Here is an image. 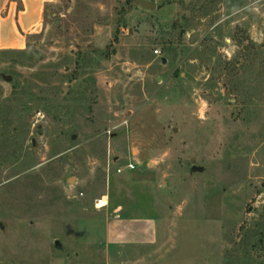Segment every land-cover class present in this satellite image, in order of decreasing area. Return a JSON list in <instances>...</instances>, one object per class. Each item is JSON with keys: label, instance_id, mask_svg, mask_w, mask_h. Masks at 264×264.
<instances>
[{"label": "rangeland", "instance_id": "obj_1", "mask_svg": "<svg viewBox=\"0 0 264 264\" xmlns=\"http://www.w3.org/2000/svg\"><path fill=\"white\" fill-rule=\"evenodd\" d=\"M136 1L0 50V264H264V0ZM121 205L156 244L107 246Z\"/></svg>", "mask_w": 264, "mask_h": 264}, {"label": "crops", "instance_id": "obj_2", "mask_svg": "<svg viewBox=\"0 0 264 264\" xmlns=\"http://www.w3.org/2000/svg\"><path fill=\"white\" fill-rule=\"evenodd\" d=\"M56 0H0V50L25 51L29 38L45 30L47 7ZM109 248L147 247L157 243L160 221L136 208L118 206L105 219ZM46 264V263H45Z\"/></svg>", "mask_w": 264, "mask_h": 264}, {"label": "water", "instance_id": "obj_3", "mask_svg": "<svg viewBox=\"0 0 264 264\" xmlns=\"http://www.w3.org/2000/svg\"><path fill=\"white\" fill-rule=\"evenodd\" d=\"M135 7H141L145 10H154L156 9V6L154 4H152L151 2L149 1H146V0H137L136 3L133 5ZM166 59H163V63L166 64ZM192 171H197V172H202L203 169L202 168H198V167H194L192 169ZM57 246H59V243H57Z\"/></svg>", "mask_w": 264, "mask_h": 264}, {"label": "built area", "instance_id": "obj_4", "mask_svg": "<svg viewBox=\"0 0 264 264\" xmlns=\"http://www.w3.org/2000/svg\"><path fill=\"white\" fill-rule=\"evenodd\" d=\"M156 55L160 56L161 53L159 51H156ZM126 168L130 171L136 170V166L133 163L129 164ZM119 173H122V170H119ZM108 202H109L108 197H103L96 201V207L98 209H104L108 206Z\"/></svg>", "mask_w": 264, "mask_h": 264}, {"label": "trees", "instance_id": "obj_5", "mask_svg": "<svg viewBox=\"0 0 264 264\" xmlns=\"http://www.w3.org/2000/svg\"><path fill=\"white\" fill-rule=\"evenodd\" d=\"M236 1L237 0H230V2H231V8H233L235 6V3H237ZM7 52H3V53H7Z\"/></svg>", "mask_w": 264, "mask_h": 264}]
</instances>
